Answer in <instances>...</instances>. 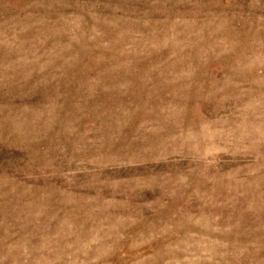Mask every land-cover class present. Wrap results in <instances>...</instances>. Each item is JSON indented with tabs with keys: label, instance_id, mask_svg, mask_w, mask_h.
Returning a JSON list of instances; mask_svg holds the SVG:
<instances>
[{
	"label": "rangeland",
	"instance_id": "obj_1",
	"mask_svg": "<svg viewBox=\"0 0 264 264\" xmlns=\"http://www.w3.org/2000/svg\"><path fill=\"white\" fill-rule=\"evenodd\" d=\"M0 264H264V0H0Z\"/></svg>",
	"mask_w": 264,
	"mask_h": 264
}]
</instances>
